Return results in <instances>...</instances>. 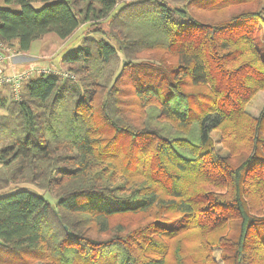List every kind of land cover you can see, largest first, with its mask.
Listing matches in <instances>:
<instances>
[{
  "label": "trees",
  "instance_id": "obj_1",
  "mask_svg": "<svg viewBox=\"0 0 264 264\" xmlns=\"http://www.w3.org/2000/svg\"><path fill=\"white\" fill-rule=\"evenodd\" d=\"M36 2L44 4L36 10ZM234 2L246 0L119 7L116 0H2L0 41L19 53L48 33L65 40L84 24L104 22L109 31H88L64 53L61 64L76 80L34 76L22 82L20 101L5 102L0 264H166L164 238L222 227L230 231L226 264H251L264 250V207L251 202L264 191V109L258 119L244 112L264 88V60L258 54L240 64L241 47L233 45L250 49L264 11L241 9L214 22L197 13L224 14ZM148 105L155 124L173 123L178 132L137 127ZM217 129L233 160L215 152ZM198 177L222 183L223 193L195 188ZM50 192L53 203L43 196ZM169 210L180 218L163 221ZM126 215L151 218L131 227ZM89 218L102 238L83 225Z\"/></svg>",
  "mask_w": 264,
  "mask_h": 264
},
{
  "label": "rangeland",
  "instance_id": "obj_2",
  "mask_svg": "<svg viewBox=\"0 0 264 264\" xmlns=\"http://www.w3.org/2000/svg\"><path fill=\"white\" fill-rule=\"evenodd\" d=\"M117 1V7L121 6L123 3H128L131 1L136 0H116ZM167 3H169L172 6H176L179 4L184 5L185 0H164ZM183 1V2H180ZM180 2V3H179ZM238 2H234L233 4H227L232 5L229 6L226 12L224 14L222 12L206 10L205 12H198L201 14L205 19H208V21H219L221 19H225V17H229L232 13L235 11H239L241 9H249L251 11L259 10L264 11V0H246L245 4H237ZM0 4H2V0H0ZM43 2H36L32 4V7L34 9H39L43 6ZM219 8V7H218ZM196 10V9H195ZM194 10V12H195ZM217 10V9H216ZM89 25V27H88ZM101 29L104 32L109 31V26L107 23L99 22L96 24V28L90 26L89 24L81 25L70 37H68L65 40H62L58 38L53 33L46 34L43 38L40 40H35L31 43L30 48L28 51L23 52L27 54L28 56H18L19 52L17 51L16 45L14 47H7L6 49L9 50V52H4V54L9 55V59L6 58L2 62L10 60L14 64L18 65L15 73L22 72L28 69H33L34 73L31 77L39 76L45 74L48 72V70L56 72V73H68L70 74V80H76V75L69 71L68 68L61 64L60 56L62 53H65L73 48H75L81 41L82 37L87 35L86 32L91 30ZM111 41V40H110ZM239 42V41H238ZM236 44V45H235ZM233 45L241 47V53L238 54V61L240 64L245 63H255L254 61H257V56L259 58L261 57L264 60V26H259L254 31L252 39L249 41L250 49L247 50V47L244 46V44L240 41L238 43H233ZM245 50V52H243ZM10 53L12 55H10ZM145 58L143 54L139 55L138 59ZM0 62V63H2ZM21 64H25L21 66ZM37 71H41L40 73H37ZM9 74L11 72H5L3 71L0 73L2 74ZM30 77V78H31ZM60 77V76H58ZM61 78V77H60ZM22 85V84H21ZM4 86L1 87L4 88ZM8 87V86H6ZM9 88V87H8ZM209 88H212L210 86H205L202 90H208ZM0 89V91H1ZM201 90V91H202ZM10 91V89H9ZM11 95V91H10ZM12 97V95H11ZM264 109V88L258 89L254 95L250 98V100L247 102L244 108V112L247 116H249L252 119H258ZM146 113L142 115V117L136 121L137 127L144 126L146 128L152 129V130H159L161 128L162 133L164 134H171L176 131L178 132V127L175 126L173 123H167L166 121L159 122V124H155L156 121L159 119V116L157 113L155 114V109L153 105H148L146 107ZM6 114L5 107H0V116ZM148 117L149 124L145 123L143 121L144 118ZM160 121V120H159ZM167 123L169 126V132L167 131L168 127H166L164 124ZM194 125L188 126V130L192 132ZM160 131V130H159ZM223 129H217L210 133V138L212 140L213 148L215 152L220 156H227L228 158H231L232 160L235 158L234 155L229 152L228 146L223 142V135H222ZM161 133V132H160ZM181 134H189L188 133H181ZM139 153V148L136 151ZM141 177L138 178L139 181H141L144 176L140 175ZM135 177V176H134ZM131 179V178H130ZM196 187L201 190H207L210 192H214L216 194H222L224 191V188H221L222 183H216V181H211L205 178H197L196 180ZM145 183V182H144ZM24 185V184H23ZM23 185H19V187H23ZM24 187H27L31 190H34L40 194L42 192H39L36 188L31 187L30 185H24ZM162 190V189H161ZM160 190V193L163 194V191ZM54 193L50 192L49 194H44V198L48 199L49 201H54ZM252 202V208L255 207L257 209H260L261 207H264V191L261 192L259 196H255L251 199ZM153 213V212H152ZM124 217H131L128 219H123L125 221H129L127 224L131 225V227L137 226L139 223H144L145 221H149L151 216H138V217H132L131 215H126ZM180 218V214L176 211L169 210L166 212L163 216H161V219L163 221H172L174 219ZM118 219L114 220L117 221ZM83 225H85V228H87L90 231L91 236L102 238V234L97 231V226L95 224V221L92 218L82 220ZM87 225V226H86ZM112 229V228H111ZM219 230H214L212 234H203L199 237L196 235V232L193 230H187L184 232H180L176 234L172 238H164L168 244V248L166 250V253L163 255V258L166 262V264H174L175 256H177L178 260L181 259L183 264H226L224 260L221 258L224 254L223 248L226 243V239L230 236L229 228L222 227L218 228ZM126 232V231H124ZM104 235V234H103ZM160 240V238H157ZM177 251V252H176ZM150 252V251H149ZM141 253H143V256H151V253H147L141 250ZM178 262V261H177ZM251 264H264V250L257 248L252 255L250 259Z\"/></svg>",
  "mask_w": 264,
  "mask_h": 264
},
{
  "label": "built area",
  "instance_id": "obj_3",
  "mask_svg": "<svg viewBox=\"0 0 264 264\" xmlns=\"http://www.w3.org/2000/svg\"><path fill=\"white\" fill-rule=\"evenodd\" d=\"M4 52H9V50L6 49L4 44L0 41V62H2L6 58L8 59L10 58L9 55L4 54ZM10 55L12 54L10 53ZM40 72L41 71H37V73H40ZM33 73H34V70L31 68V69L23 71V73L22 72H18V73L11 72L9 74H6V73H4L3 75L1 74L0 75V89L4 85L8 86L11 91L12 98L15 101H20L21 84L23 81L29 79ZM50 73L60 76L62 79L63 78L72 79L70 77V74L68 73H56L50 70H48V72H46L43 75H48Z\"/></svg>",
  "mask_w": 264,
  "mask_h": 264
},
{
  "label": "crops",
  "instance_id": "obj_4",
  "mask_svg": "<svg viewBox=\"0 0 264 264\" xmlns=\"http://www.w3.org/2000/svg\"><path fill=\"white\" fill-rule=\"evenodd\" d=\"M18 54H20L18 56H25V57L28 56L25 53H18ZM63 55H64V53H62V55L60 56V60L62 59ZM15 64H14V60H13V62L10 60H7V61L0 63V73H2L3 71L14 72V71L18 70L17 69L18 65H15ZM23 65H25V64H21V66H23ZM10 98H11V95H10L9 88L5 86L0 91V107H5V105H6L5 102H8L10 100Z\"/></svg>",
  "mask_w": 264,
  "mask_h": 264
}]
</instances>
